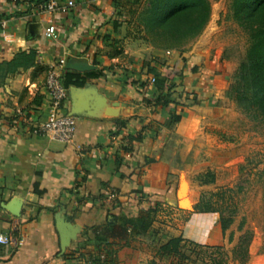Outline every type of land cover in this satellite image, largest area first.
<instances>
[{
	"label": "crops",
	"instance_id": "0c3cea01",
	"mask_svg": "<svg viewBox=\"0 0 264 264\" xmlns=\"http://www.w3.org/2000/svg\"><path fill=\"white\" fill-rule=\"evenodd\" d=\"M71 1L64 11L47 12L30 0H0V235L11 237L9 246L0 245V264H80L78 256L157 249L171 237L218 246V215L190 212L188 191L180 206L189 200L190 210L177 205L182 187L175 174L193 155L201 120L182 108L181 120L163 128L164 114L142 103L150 85L125 84L126 77L145 73L144 43L130 24L119 20L114 28L111 0ZM48 24L54 40L43 37ZM54 62H62L63 81L70 75L83 80L81 87L67 86L62 109L76 120L72 144L36 132L45 119L47 66ZM162 165L169 178L160 186ZM14 201L18 216L8 209ZM154 204L145 236L118 239L122 217L135 219ZM57 217L72 225L61 257Z\"/></svg>",
	"mask_w": 264,
	"mask_h": 264
},
{
	"label": "rangeland",
	"instance_id": "374dc122",
	"mask_svg": "<svg viewBox=\"0 0 264 264\" xmlns=\"http://www.w3.org/2000/svg\"><path fill=\"white\" fill-rule=\"evenodd\" d=\"M230 1L209 0L211 11L207 25L198 37L184 46L188 67L195 66L196 73L190 74L189 69L185 72L187 81L179 98L183 107L178 106L176 113L185 108L201 121L199 134L192 142L193 155L179 164L182 173L175 174L179 189L182 187L181 201L188 191L194 205L191 207L189 200H185L186 204L178 208L189 211L191 207L190 212H194L200 200L233 207L236 215L218 245L227 255V264H241L244 251L236 246L244 235H251V242L243 264H264V121L244 112L227 97L247 47L246 34L231 19ZM146 5L147 0L124 4L120 19L130 24L140 44H143V34L136 18ZM155 52L147 44L140 48L144 71ZM206 172L212 173L214 181L200 184L197 177ZM155 250L108 249L114 257L106 264H164L154 259ZM83 258L78 256L74 261L86 264ZM200 258L193 257L195 264H201Z\"/></svg>",
	"mask_w": 264,
	"mask_h": 264
},
{
	"label": "trees",
	"instance_id": "16d2710c",
	"mask_svg": "<svg viewBox=\"0 0 264 264\" xmlns=\"http://www.w3.org/2000/svg\"><path fill=\"white\" fill-rule=\"evenodd\" d=\"M30 1L36 6H41L50 0ZM111 3L114 8L113 26L117 28V21L123 18V5H134L137 0H111ZM229 10L231 19L247 36V47L244 59L235 74V82L229 88L227 97L244 112L251 113L253 117L264 121V0H231ZM210 11L209 0H147V5L136 18L138 29L143 34L142 42L157 52L146 66L148 68L144 74L140 72L136 73L135 78H127V72L124 73L125 84L142 90L147 86L142 74L153 78L152 85L144 92L142 103L164 114L162 127L165 129H172L183 115L181 110L176 113V108L182 106L179 98L187 81L185 72L189 69L184 46L202 33L209 21ZM189 72L194 75L196 67L190 68ZM62 84L65 88L68 85L81 87L83 80L78 76L70 75L64 81L62 79ZM177 87L179 90H176ZM118 100L130 101L127 96H119ZM207 104H210L209 101ZM161 167L162 172L158 174V185L160 186L166 185L169 178L167 166L162 165ZM197 179L203 185L214 181L211 172L199 175ZM156 206L154 204L152 209L144 210L135 219L122 217L119 220L121 234L118 239L132 240L138 236H145L150 229L152 214L157 209ZM194 210L198 213H216L222 234L229 228L236 215V209L233 207L215 206L210 201L202 200L194 206ZM250 242L251 235H244L238 239L236 249L244 251L240 257L241 264L247 257ZM102 254L103 259L98 254L94 259L85 260V262L106 264L107 260L114 257V253L108 249H103ZM193 257H196V260L200 258L201 264H227V255L222 247L203 246L185 241L181 237H171L158 244L154 255V259L164 264H195Z\"/></svg>",
	"mask_w": 264,
	"mask_h": 264
},
{
	"label": "built area",
	"instance_id": "2783aa9c",
	"mask_svg": "<svg viewBox=\"0 0 264 264\" xmlns=\"http://www.w3.org/2000/svg\"><path fill=\"white\" fill-rule=\"evenodd\" d=\"M72 6L73 2L71 0L66 1L65 4H58L55 0H50L46 4L41 5L40 9L47 12L57 10L64 11ZM43 37L47 40L56 39L54 25L48 24L45 27ZM62 69V62L50 63L47 66L43 85L46 95L45 119L38 125L36 132L46 137L49 141L72 144L76 133V120L74 116L62 112L67 99V90L62 84ZM152 83L153 78L149 77L147 79V84L151 86ZM10 242V236L0 235L1 246L7 247ZM21 242L22 239H19V244H21ZM100 258L103 259L102 256ZM86 264H88V262Z\"/></svg>",
	"mask_w": 264,
	"mask_h": 264
},
{
	"label": "water",
	"instance_id": "95a60500",
	"mask_svg": "<svg viewBox=\"0 0 264 264\" xmlns=\"http://www.w3.org/2000/svg\"><path fill=\"white\" fill-rule=\"evenodd\" d=\"M76 110H79L78 106L76 107ZM74 113H78L77 111ZM74 116V114H70ZM181 198L179 195V192L177 193V205L180 206ZM19 205L16 201H14L9 206V211L13 216H18L17 209ZM56 227L59 233V248H60V257L63 255L65 249L69 246L70 241L72 239V225L69 223L64 222V220L60 217L56 218Z\"/></svg>",
	"mask_w": 264,
	"mask_h": 264
}]
</instances>
